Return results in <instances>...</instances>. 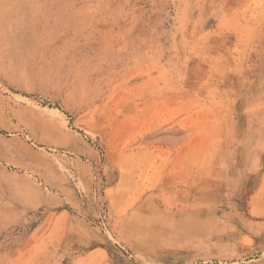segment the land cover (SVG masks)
<instances>
[{
    "label": "rangeland",
    "instance_id": "obj_1",
    "mask_svg": "<svg viewBox=\"0 0 264 264\" xmlns=\"http://www.w3.org/2000/svg\"><path fill=\"white\" fill-rule=\"evenodd\" d=\"M0 264H264V0H0Z\"/></svg>",
    "mask_w": 264,
    "mask_h": 264
}]
</instances>
